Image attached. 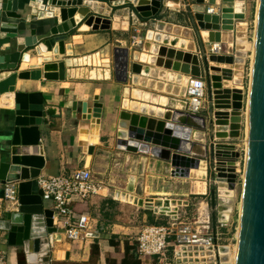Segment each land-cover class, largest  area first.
Segmentation results:
<instances>
[{
  "label": "water",
  "instance_id": "obj_1",
  "mask_svg": "<svg viewBox=\"0 0 264 264\" xmlns=\"http://www.w3.org/2000/svg\"><path fill=\"white\" fill-rule=\"evenodd\" d=\"M95 1L0 0V102L14 106V153L20 147L26 149L39 146L42 127L48 125L45 120L43 95L16 92L18 80L64 83L71 75L79 78L80 68H74L73 75L67 68L66 60L53 62L52 57L60 55L61 43L67 41L71 33L79 31L81 24L93 20V30H100L101 21L104 19L95 15ZM141 1L106 0L104 3L117 9L129 7L133 10L131 14L136 13L143 21H152L153 26L147 30L146 40L156 45L197 54L198 49L205 51L201 33L207 31L209 44H221L223 52L220 55L202 57L209 102L207 111L201 116H193L183 110L163 108L171 113L166 120H158L165 125L163 133H157L140 124V121L154 118L134 114L121 120L117 132V148L123 152L148 155L169 163L171 176L177 179L192 178L193 170H199L203 161L207 163L212 159L216 166L217 186L226 183L234 190L240 163L237 161L236 146L228 141L241 135L246 66L249 53L253 52L248 24L243 22L247 12L246 0H235L234 8H222L221 15L195 14L197 29L162 20L161 13L164 14L165 8L171 10L173 7L176 10L180 7L178 4L181 0H147L150 2L147 5H141ZM231 2L233 0H206L207 4L216 6ZM238 2L241 3L239 6ZM185 5L188 7L186 3ZM79 8L87 10L86 16L80 21L69 16L70 11ZM148 11H152L151 16H143ZM226 11L243 16L236 20L229 31L222 26V15ZM189 17L191 22V16ZM256 17L244 192L236 264H264V0H258ZM150 32L153 33L152 40L148 39ZM227 35L228 40L224 38ZM65 50L67 58H71L72 46L66 45ZM32 55L37 58V64L30 66L28 71L20 72L22 64L31 62ZM112 57V61L107 60L104 68L113 71L118 82L127 84L131 80L135 86L164 94L166 97H186L190 77L170 71L167 66L164 70L141 63L130 64L129 50L126 48H115ZM91 58L83 59V68H91L88 65ZM169 101L175 103L177 100ZM234 113L240 114L235 116ZM73 116L76 118L75 114ZM209 119L210 126L214 129L213 136L209 143L198 142L194 135L197 131L204 132L208 129ZM16 162L18 160L14 158L11 163L0 164L1 185L20 182L18 209L0 217V247L15 249L22 257L21 264H51L55 244L60 242L65 232L56 228L52 210L45 208L42 192L36 181L41 175L40 170L20 172L14 166ZM218 196V191L213 188L210 207L216 253L213 247L183 246L179 251L169 254L170 262L165 257L160 264H234L232 248L229 245H218ZM115 200L160 216H168L173 221L179 219L180 209L190 205L185 200L142 199L121 191L115 192ZM88 237L98 239L99 236L91 234ZM57 259L64 260V252H58Z\"/></svg>",
  "mask_w": 264,
  "mask_h": 264
},
{
  "label": "crops",
  "instance_id": "obj_2",
  "mask_svg": "<svg viewBox=\"0 0 264 264\" xmlns=\"http://www.w3.org/2000/svg\"><path fill=\"white\" fill-rule=\"evenodd\" d=\"M104 1L106 0L95 1V7H97L94 9L95 15L104 19L101 21L100 30H93L94 23L91 27H87V23L81 24L79 31L71 33L68 40L61 43L60 55L52 57L53 62L66 60L68 63L67 68L71 70L73 75L75 74L73 69L80 68L81 71L78 79L73 78L71 75L64 83L22 80H18L17 82L16 92L41 93L43 95L45 120L48 122V125L42 127V136L39 146L26 149L20 147L17 149L16 153L13 152L12 130L14 123V106L10 104L4 105L0 102V164L11 163L14 158H17L18 163L16 162L14 166L20 172L25 171L26 173H30L31 170H40L41 175L45 176L65 175L77 169L89 168L94 179L98 180L94 176V166H91L92 163L88 162L92 161L94 156L100 153L102 150L101 147L107 142L111 143V140L109 139L106 141V138L111 136L113 131H115L116 123L119 121L120 124L122 117L125 115L130 117L134 114H138L150 117L124 108L126 100L135 101L131 96V92L137 88L154 95L166 97L164 94L135 86L132 84L131 80H129L127 84L120 83L115 79L113 71L110 72L109 78H105L104 80H93L88 76H82V70L84 68L83 66H81V68L79 65L75 64L73 62L74 60L78 61L80 59L94 57L95 54H100L102 60H104V66L107 60L110 59L109 57H112V52L118 47H126V49L129 50V59L132 55V49L127 47V44L130 43V40L133 38L132 35L129 34L131 32L128 28L130 23L134 21V18L139 16H137L136 13L131 14L133 10H130L129 7L121 9L112 8L108 3H104ZM181 2L183 1L181 0ZM195 2L197 4H205L206 0H201V2L200 0H195ZM185 3L189 8L193 7V5L190 4V0H186ZM208 5L210 7L212 6L210 3ZM165 11H170V13L167 12L169 16L163 17L162 20L193 28L188 25L190 24L189 15H186V19L184 20L187 24H182L179 21L173 20L174 18L172 19L173 16L175 17L178 15L172 12V9L170 10V8L168 9L167 7L163 13H165ZM140 20L142 19L140 18ZM91 21L93 22V20ZM201 34L206 50L209 42L206 43L204 39L209 37V33L204 31ZM75 36H79L81 39L74 40ZM68 44L72 46L73 55L71 58H67L68 56L66 55L65 46ZM229 49H232L231 45ZM176 51L181 50L177 49ZM201 52L203 53V50L198 49V53L195 55L198 56ZM32 57L30 64H22L20 72L28 71L30 66L37 64V58L33 55ZM130 64H133L131 59ZM166 68L165 65L160 69L165 70ZM105 69L107 68L105 67ZM170 71L182 74L172 69H170ZM199 74H201L200 64ZM185 76L190 78L196 77L192 75ZM198 78H201L200 75ZM165 97L162 98L164 99ZM167 97H170L169 99L173 98L171 96ZM206 104L207 100L205 105ZM157 106L154 107L163 108L161 107V103ZM117 108H120V110L117 111ZM73 114L76 115V118H74ZM141 157L152 158V156L143 154ZM2 191L3 185L0 183V194ZM116 191H106V193L94 197L86 203L74 205L78 213L90 218V232L88 236L97 234L99 237L98 239L88 237L83 241L70 242L67 241L65 237L61 236L60 242L55 244L52 251L51 264H88L90 261L91 246L95 241H98L100 247V257L96 264H111V262L121 264L125 257L124 240L128 239L137 242L140 227L144 224L152 225L151 223H155V225L160 226L191 224L193 229L200 230V232L204 234L213 235L212 223L210 227L209 222V219L211 220V215L208 213V203H202L200 208L197 209L196 216L192 217V219L189 215L190 205L185 208V210L180 209L179 219L173 221L168 216H160L132 204L115 200ZM127 191L130 192L129 189H127ZM44 205L46 209L51 210V203H44ZM12 211L16 210H11L10 212ZM220 227L219 219L217 229ZM217 232V239L219 242L218 234L220 233L218 230ZM112 241L120 243L118 250L110 244ZM219 244L221 243L219 242ZM172 248L173 247H170L168 250H172ZM0 250L5 253L7 264H21L22 257L16 253L15 249L9 250L0 247ZM58 252H64V260L57 259ZM169 257V254L166 253L167 262H170L168 259ZM138 259L141 264H160L164 260V258L161 257L145 259L138 257Z\"/></svg>",
  "mask_w": 264,
  "mask_h": 264
},
{
  "label": "rangeland",
  "instance_id": "obj_3",
  "mask_svg": "<svg viewBox=\"0 0 264 264\" xmlns=\"http://www.w3.org/2000/svg\"><path fill=\"white\" fill-rule=\"evenodd\" d=\"M201 2V0H200ZM190 4L193 5L192 8L186 7L185 2H180L178 9H174L172 7V12L178 14L177 16H173L172 19L175 21H179L182 24H187L184 20L186 19L185 16H191L190 25L193 29H197V22L194 18L195 14L197 13H207L209 9V5L205 4H197L195 0H190ZM208 5V6H207ZM223 8H231V4L221 5ZM258 7V0H246V16L243 22L248 24L249 28V37L250 42L253 43L255 31L257 27V17H256V8ZM170 11H165L164 14L161 13V17H168L167 14ZM253 12V14H252ZM139 18V17H138ZM137 18V19H138ZM136 19L130 23L129 26V33L132 35V39L130 43L127 44L132 52L130 57L133 63H141L144 65L156 67V68H163L165 63L157 58L156 63L154 65H150L147 63H142L137 59V53H144V47L147 43L155 45L154 42H150L146 40V33L147 30L152 29L153 22L152 21H143ZM237 22V21H236ZM235 22V23H236ZM234 23V24H235ZM234 27V26H233ZM206 43H208V38L204 39ZM207 45V44H206ZM126 48V47H125ZM209 43L205 51L201 52L199 57V64L201 66V74L200 77L205 79V74L203 71V62L202 57L209 56ZM113 53V52H112ZM136 53V54H135ZM113 56V54H112ZM251 56L250 55V62L246 66V79H245V93H244V107L241 111L242 116V123H241V135L239 138L235 140H229V143H233L236 146L237 151V161L240 163L239 173H237V183L232 190V194L230 197L231 203V210L228 215V221L224 224L223 227L227 229L225 234H218L219 235V245H229L232 248V259L234 261V255L237 251L238 247V231H239V224H240V214H241V206H242V198L244 192V179H245V166H246V150H247V119H246V111H247V104L249 99L250 93V85H251ZM136 60H135V58ZM112 61L113 57H109ZM106 59V58H105ZM112 65V63H111ZM113 67V65H112ZM170 69L174 70L170 67ZM248 76V78H247ZM206 80V79H205ZM181 100L179 98H172L170 99L172 102ZM183 99V98H182ZM182 102V100H181ZM208 97H207V104L203 106L202 113L208 110ZM183 107V102L181 103ZM120 108H117L119 111ZM183 110V109H182ZM169 116H171L170 111H166L163 108H158L155 111V118L158 120H166ZM126 117V115H125ZM129 117V116H127ZM124 119V116L122 117ZM121 119V120H122ZM126 119V118H125ZM152 120H147L142 123L141 125L144 127H149L152 123ZM211 120H208V129L204 132L197 131L196 134L198 137L196 140L198 142H207L209 143V139L213 136L214 129L210 126ZM156 124V125H155ZM119 121L115 125V131H113L112 135L106 138V141L109 139L111 143H106L100 151V153L94 156L92 161L88 163H92L91 166H94V176L101 182L104 183L105 188L107 191H124L130 195L136 196L138 198L147 199H170V200H185L190 203V218L196 216L197 209L200 208L202 203H208V213L211 215V207H210V199H211V191L215 188L218 191V186L215 182L216 179V166L215 161L209 159L207 163L203 161L201 163L199 170L192 171V178L190 179H177L171 176V166L167 162L159 161L155 158L151 157H141L142 154H133L127 153L118 150L116 145L117 139V132L119 129ZM159 125V127H158ZM161 125V126H160ZM151 130H155L156 132H163L164 130V123L163 122H154L152 126H150ZM200 134V136H199ZM195 138V137H194ZM219 143H226L225 141H218ZM93 156V155H92ZM91 160V159H90ZM202 172V173H200ZM197 173V174H196ZM202 175V176H201ZM127 189L130 190L127 191ZM219 198V197H218ZM185 208H182V210ZM210 218V216H209ZM208 222V219H207ZM210 227H211V220L209 219ZM149 225V224H148ZM180 225H178L179 227ZM142 227V225H141ZM140 227V229H141ZM177 228V227H175ZM211 231V230H210ZM209 231V232H210ZM175 232V231H174ZM225 242V244H224ZM234 252V253H233ZM168 254L172 253V250H168L166 252Z\"/></svg>",
  "mask_w": 264,
  "mask_h": 264
},
{
  "label": "built area",
  "instance_id": "obj_4",
  "mask_svg": "<svg viewBox=\"0 0 264 264\" xmlns=\"http://www.w3.org/2000/svg\"><path fill=\"white\" fill-rule=\"evenodd\" d=\"M235 3V0L230 3L231 8H234ZM222 8V6L212 5L207 13L221 15ZM135 19L139 21L137 18ZM222 52L223 46L221 44H211L208 55H220ZM250 55L251 53H249L248 62H250ZM181 100L184 113L201 116L203 106L207 100L206 81L198 77L190 78L186 97ZM36 181L39 190L42 192L43 203H51L52 205L51 210L56 228L65 232L62 236L70 242L87 239L90 232V218L78 213L74 205L86 203L92 198L106 193L104 183L95 180L89 168L77 169L65 175H40ZM19 185L20 182L3 185V191L0 194V217L11 210L18 209ZM224 224L220 222L221 227ZM172 238L173 240H171ZM137 244V254L141 259L165 258L170 247H173L174 251L180 250L183 246L213 247L216 253L213 235L204 234L200 230L193 229L191 224H184L179 227L176 224L167 226L144 224L140 229ZM0 264H7L5 253L1 250Z\"/></svg>",
  "mask_w": 264,
  "mask_h": 264
},
{
  "label": "bare ground",
  "instance_id": "obj_5",
  "mask_svg": "<svg viewBox=\"0 0 264 264\" xmlns=\"http://www.w3.org/2000/svg\"><path fill=\"white\" fill-rule=\"evenodd\" d=\"M149 3L150 2H148L147 0L141 1V5H147ZM237 4L239 6L241 3L238 2ZM151 12L152 11L144 12L143 16L149 17L152 14ZM86 14H87L86 9L79 8L77 10L70 11L69 16L80 21L84 16H86ZM210 16H214V15H210ZM242 17H243L242 15H237V14H233L230 11H226L225 14L222 15L223 29L227 30V31L231 30L234 23L236 22V20H240ZM87 25H88L87 27H91L93 25V22L89 21L87 23ZM228 36L229 35L225 36L224 38L228 40L229 39ZM152 37H153V33L150 32L148 34V39L152 40ZM79 39H81L79 36L74 37V40H79ZM255 39H256V31H255V36H254V40L252 43V45H253V52H252V56H251V61H252L251 68L252 69H253ZM62 47H63V45H62ZM136 57H137V59H139L140 62L147 63L150 65H154L156 63L157 58H160L159 60L164 62L167 67H171V68L175 69L177 72H180L184 75H192V76H196V77H198L200 75L199 74V58L197 55L192 54V53L176 51V50L165 48V47H162L159 45H152L150 43H147L144 47V53H142V54L137 53ZM73 62L81 67V66H84L85 61L83 59H80L78 61L74 60ZM89 62L90 63L88 65L91 66V68H84L82 70V76H88L90 79H93V80H104L105 78H109L110 71H109V69L104 68V66H103L104 60H102L100 54H95L94 58L92 57L91 61H89ZM182 63H183V65H182ZM24 64H30V63H24ZM252 69H251V76L250 77H252ZM136 82H138V80H136ZM131 96L135 101L126 100L124 103V108L127 110L129 109L133 112L148 115L154 119H156L155 118V111L158 109L157 105L160 103L162 104L161 107H163V108L171 107V108H175L177 110L183 109V107L181 105L182 102L179 100L175 101V103H171L169 101V99L165 96L154 95V94H151L150 92H146V91H143V90H140L137 88H135L131 92ZM162 97H165L166 99L165 98L163 99ZM249 97H250V93H249ZM150 105H152V106H150ZM154 106H157V107H154ZM248 109H249V99H248L247 111H246L247 112L246 113V119H247L246 133L248 132ZM239 114L240 113H234L235 116L239 115ZM127 116L128 115H126V117L124 116V119L127 118ZM154 119H153L152 123L150 124V126H152V124L154 122L158 121V119H156V120H154ZM142 123H144V121H142ZM150 126L148 127V129L151 128ZM158 127H159V125H158ZM164 127H165V125H164ZM157 133H159V132H157ZM199 136H200V134H199ZM194 137L196 139L198 137V135L195 134ZM200 173H202V172H200ZM231 194H232V190L229 188L228 184L220 183L218 185V195H219L218 196L219 197V209L218 210H219V219H220V222H222V223H226L228 221V215H229L230 210H231V208H230V206H231V203H230ZM237 252H238V247H237V251L235 252V255H234V264H236Z\"/></svg>",
  "mask_w": 264,
  "mask_h": 264
},
{
  "label": "trees",
  "instance_id": "obj_6",
  "mask_svg": "<svg viewBox=\"0 0 264 264\" xmlns=\"http://www.w3.org/2000/svg\"><path fill=\"white\" fill-rule=\"evenodd\" d=\"M151 224L155 225V223H151ZM217 230L219 231V233H222V234H225V232L227 231V229H224V228H219ZM171 240H173V238ZM110 244L113 247H115L116 250L119 249V246H120L119 242L112 241L110 242ZM137 248H138L137 242L130 241L128 239L124 240L125 257L121 264H141V262L138 259ZM173 250L174 248H172V252ZM99 257H100V247H99L98 241H95V243L91 246V255H90V261L88 264H96ZM111 264H116V263L111 262Z\"/></svg>",
  "mask_w": 264,
  "mask_h": 264
}]
</instances>
